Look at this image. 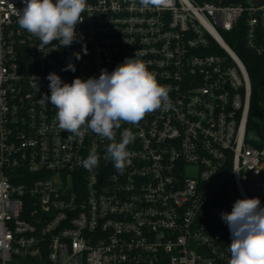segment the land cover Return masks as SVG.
<instances>
[{
    "label": "built area",
    "instance_id": "2783aa9c",
    "mask_svg": "<svg viewBox=\"0 0 264 264\" xmlns=\"http://www.w3.org/2000/svg\"><path fill=\"white\" fill-rule=\"evenodd\" d=\"M87 5L82 39L41 47L17 23L24 0H0V264H229L221 213L245 198L264 207V98L252 119L238 51L264 57V0ZM137 51L173 107L115 130V142L134 137L120 172L105 158L113 141L69 140L40 99L49 73L98 78Z\"/></svg>",
    "mask_w": 264,
    "mask_h": 264
},
{
    "label": "clouds",
    "instance_id": "9594fccd",
    "mask_svg": "<svg viewBox=\"0 0 264 264\" xmlns=\"http://www.w3.org/2000/svg\"><path fill=\"white\" fill-rule=\"evenodd\" d=\"M25 7L18 13L19 27L37 37L41 47L58 41L60 46H71L78 37L76 27L82 22L81 15L87 9V0H24ZM170 0H139L143 8H163ZM86 44L82 53L87 54ZM81 52L73 55L77 60ZM133 57L125 58L111 73L102 69L98 78H75L65 83L56 73L46 77L51 92L40 99L42 105L51 103L55 119L69 140L83 141L87 131L113 141L106 149V159L122 172L129 161L127 146L134 137L127 131L115 142V130L121 123L138 124L146 114L173 107L170 88L161 85L148 65ZM64 71L75 72L69 63ZM37 90L38 86L36 85ZM95 153L83 160L82 166L91 171L98 166ZM231 234L229 264H264V207L259 198L238 199L231 213H221Z\"/></svg>",
    "mask_w": 264,
    "mask_h": 264
},
{
    "label": "trees",
    "instance_id": "16d2710c",
    "mask_svg": "<svg viewBox=\"0 0 264 264\" xmlns=\"http://www.w3.org/2000/svg\"><path fill=\"white\" fill-rule=\"evenodd\" d=\"M238 51L246 63L251 77L253 88L251 117L254 119L260 115L262 110L261 99L264 98V57L256 56L242 45Z\"/></svg>",
    "mask_w": 264,
    "mask_h": 264
}]
</instances>
